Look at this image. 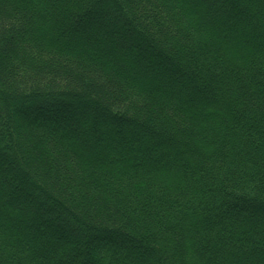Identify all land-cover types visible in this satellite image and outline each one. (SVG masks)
<instances>
[{
    "label": "trees",
    "instance_id": "trees-1",
    "mask_svg": "<svg viewBox=\"0 0 264 264\" xmlns=\"http://www.w3.org/2000/svg\"><path fill=\"white\" fill-rule=\"evenodd\" d=\"M0 264H264V0H0Z\"/></svg>",
    "mask_w": 264,
    "mask_h": 264
}]
</instances>
